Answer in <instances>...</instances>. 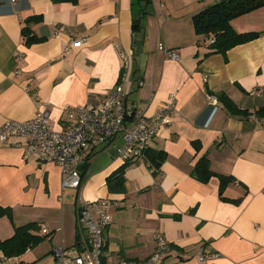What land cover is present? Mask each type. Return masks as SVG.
Wrapping results in <instances>:
<instances>
[{
    "label": "crops",
    "instance_id": "0c3cea01",
    "mask_svg": "<svg viewBox=\"0 0 264 264\" xmlns=\"http://www.w3.org/2000/svg\"><path fill=\"white\" fill-rule=\"evenodd\" d=\"M218 1L0 0V128L48 109L62 130L66 105L102 103L122 76L115 45L131 59L127 105L150 117L175 95L177 110L141 163L97 148L79 167L80 190L62 187L57 164L26 160L25 139L0 142V207L12 213L0 219V240L30 223L44 237L4 260L35 264L57 247L73 251L82 239L78 202L106 199L117 204L106 261L146 260L162 234L172 248L165 264H264V119L233 117L220 100L224 94L250 113L264 108V7L231 23L258 38L208 55L210 39L196 34L194 17ZM160 43L180 60L159 53ZM204 157L214 173L234 179L223 195L217 176L195 177ZM200 248L220 257L201 263Z\"/></svg>",
    "mask_w": 264,
    "mask_h": 264
},
{
    "label": "built area",
    "instance_id": "2783aa9c",
    "mask_svg": "<svg viewBox=\"0 0 264 264\" xmlns=\"http://www.w3.org/2000/svg\"><path fill=\"white\" fill-rule=\"evenodd\" d=\"M10 1L17 3L22 0ZM84 42L85 39L71 41L65 52L69 53L72 47H78ZM212 42L210 39V44ZM115 48L122 61V76L102 103L66 105L65 127L62 130L53 126L48 109L39 110L28 122L11 120L0 128L1 143H8L16 137L27 141L24 152L26 160L57 164L61 169L62 187L65 189L80 190L83 187L84 179L79 167L99 147L114 150L117 157L125 163L143 162L151 141L168 123V119L177 114L175 95L150 117L146 115L145 107L127 105L126 85L131 59L120 45H115ZM158 51L171 60H180L179 54L169 50L163 43L158 45ZM17 60H21V55L17 56ZM210 102L218 104L215 97H210ZM116 206V203L106 199L79 201L76 213L77 224L82 233L81 242L73 251L55 248L53 253L57 264H165L172 248L162 234L156 235L155 251L146 260H105V232L111 226ZM219 257L218 253H210L204 248L198 251L201 263Z\"/></svg>",
    "mask_w": 264,
    "mask_h": 264
},
{
    "label": "trees",
    "instance_id": "16d2710c",
    "mask_svg": "<svg viewBox=\"0 0 264 264\" xmlns=\"http://www.w3.org/2000/svg\"><path fill=\"white\" fill-rule=\"evenodd\" d=\"M73 1L75 2L76 0ZM263 7L264 0H219L214 5L196 15L194 17L196 34L206 39L213 40V42L209 44L210 52L208 55L226 54L229 50L258 38L259 35L257 33H238L231 23L235 18ZM32 20L33 19H31V21ZM24 33L27 37L29 31L27 32V30L24 29ZM30 40L35 41L34 39ZM220 100L223 102L229 114L233 117L250 118L251 116H255L258 119H264V108L250 113L249 111L239 109L236 104L224 94L220 95ZM195 146L197 147L196 144ZM127 165L128 164H126V166ZM194 173L195 177L204 183L208 182L212 177L217 176L221 182V195H223L225 187L234 180L232 177L214 173L211 170L210 161L207 157L199 161ZM4 216L12 218L11 209L0 207V219ZM38 232L39 227L35 223L16 228L11 238L0 240V255L5 259L23 256L29 250L36 248L43 242L44 237L40 236Z\"/></svg>",
    "mask_w": 264,
    "mask_h": 264
},
{
    "label": "rangeland",
    "instance_id": "374dc122",
    "mask_svg": "<svg viewBox=\"0 0 264 264\" xmlns=\"http://www.w3.org/2000/svg\"><path fill=\"white\" fill-rule=\"evenodd\" d=\"M42 262V263H41ZM57 264V261L55 259V256L50 254L47 257H45L43 259V261H37L35 264ZM0 264H15L13 263H9L8 261L4 260L3 256H0Z\"/></svg>",
    "mask_w": 264,
    "mask_h": 264
}]
</instances>
